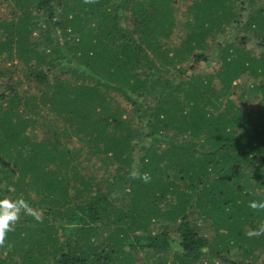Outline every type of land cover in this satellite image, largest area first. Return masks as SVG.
Returning a JSON list of instances; mask_svg holds the SVG:
<instances>
[{
	"label": "trees",
	"instance_id": "obj_1",
	"mask_svg": "<svg viewBox=\"0 0 264 264\" xmlns=\"http://www.w3.org/2000/svg\"><path fill=\"white\" fill-rule=\"evenodd\" d=\"M182 1L0 0V201L31 209L0 264H264L242 216L264 190V6L245 22L254 55L250 37L215 39L237 0H186L181 20ZM242 76L255 109L232 99Z\"/></svg>",
	"mask_w": 264,
	"mask_h": 264
},
{
	"label": "rangeland",
	"instance_id": "obj_2",
	"mask_svg": "<svg viewBox=\"0 0 264 264\" xmlns=\"http://www.w3.org/2000/svg\"><path fill=\"white\" fill-rule=\"evenodd\" d=\"M236 2H237L238 6H241V8H239V9L242 10V11H240V23L238 25V28L237 29H230L229 27H226V30L224 33H217L216 34V38H215L216 42L221 44V46L224 48L225 44L226 45L232 44L231 42H234V40L236 38L248 37V40H249V37H250L251 41H249L248 44L246 45L247 49L251 48L253 54L257 55L259 50L254 49V44L257 42H260V40L255 39L252 32H248V30L245 26V22H246L248 15L250 14V12L253 9L264 6V0H237ZM187 4H188V2L186 0H184V1L180 2V4H178L177 12H178L179 19H181V20L184 18V16L182 14H183ZM0 16L3 18L4 17L9 18L10 14L8 13V9H6V8L0 9ZM178 37L179 36L176 34V31H175V34H174V36H172V40L170 43L171 44L177 43ZM225 48H226V46H225ZM219 64H220L219 53L214 52V54L211 56V59L206 64L201 63L198 66V68L196 69V72H198L200 75H212L216 71V69L218 68ZM188 65L189 64L185 63V64H183V67L185 68ZM18 75H20V74H18ZM253 83H254V80L251 77L242 76L239 78L238 81H236V86L233 88V91H232L233 92V98L232 99L235 102L238 99H239L238 101L241 102L240 98H238V97H240L242 92L244 93L242 95V101L243 102H241L243 105L242 109H245V110L255 109L257 106V99L254 98L252 92L248 91V88L252 87ZM213 86L218 87L219 84L215 81V82H213ZM26 89H27L26 85H23L20 90L24 91ZM1 91H2V89L0 90V92ZM113 99H114V102L119 106L120 109H123L128 115L133 114L130 106L127 105V103L121 97L113 95ZM239 102H238V104H240ZM92 160L93 159H90L89 157L84 156L79 161V168H81L79 170H80L82 175L87 176V177H93L96 180H99L104 174L103 169L96 168L97 164H94L95 160H94V162ZM249 192H250L249 194L246 193L248 198L245 199V201H246L245 204H249V202H251L252 208L249 209L248 207L245 206L243 211H242V216H247L249 218V219H247L248 222L252 221L254 226H258L257 227V233H258V236L260 235V237H261L264 234V207H260V204L264 203V190L258 191V190H255L254 188H252L251 191H249ZM238 202H240V201H238ZM253 205H256V206L254 207ZM233 210L235 211V214L232 211V213H233L232 215H233L234 220H238V221L242 220L243 219L242 216L239 214H236L235 209H233ZM255 230H256V227H255V229H252L251 232H249V233L255 234ZM222 231L223 230H220V232H222ZM256 254L258 255V252ZM231 256L233 258L239 257V251L238 252L236 251L235 254L230 255V258H231ZM263 259H264V253H263V255H260L258 257V260H257L258 263L261 262Z\"/></svg>",
	"mask_w": 264,
	"mask_h": 264
},
{
	"label": "clouds",
	"instance_id": "obj_3",
	"mask_svg": "<svg viewBox=\"0 0 264 264\" xmlns=\"http://www.w3.org/2000/svg\"><path fill=\"white\" fill-rule=\"evenodd\" d=\"M260 207H264V203H261ZM22 208L26 212H31V209L23 201H0V239H2L5 232L11 230V225L18 219Z\"/></svg>",
	"mask_w": 264,
	"mask_h": 264
}]
</instances>
